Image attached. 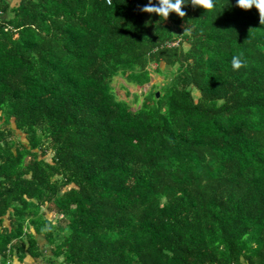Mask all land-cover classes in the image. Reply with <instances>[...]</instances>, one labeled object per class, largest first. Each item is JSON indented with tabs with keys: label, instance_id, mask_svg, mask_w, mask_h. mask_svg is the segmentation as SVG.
Wrapping results in <instances>:
<instances>
[{
	"label": "trees",
	"instance_id": "16d2710c",
	"mask_svg": "<svg viewBox=\"0 0 264 264\" xmlns=\"http://www.w3.org/2000/svg\"><path fill=\"white\" fill-rule=\"evenodd\" d=\"M147 2L0 0L4 263L32 227L53 264H264V22ZM152 64L133 110L111 82Z\"/></svg>",
	"mask_w": 264,
	"mask_h": 264
},
{
	"label": "clouds",
	"instance_id": "9594fccd",
	"mask_svg": "<svg viewBox=\"0 0 264 264\" xmlns=\"http://www.w3.org/2000/svg\"><path fill=\"white\" fill-rule=\"evenodd\" d=\"M189 3H191L193 7H200L203 9L212 8L214 6V0H148L140 10L144 13H154L163 19L167 18L170 13H175L183 17L185 12L182 9ZM236 6L244 10L254 7L259 12L260 22H264V0H236ZM230 63L232 69L236 70L242 66L243 60L240 56L234 55Z\"/></svg>",
	"mask_w": 264,
	"mask_h": 264
},
{
	"label": "rangeland",
	"instance_id": "374dc122",
	"mask_svg": "<svg viewBox=\"0 0 264 264\" xmlns=\"http://www.w3.org/2000/svg\"><path fill=\"white\" fill-rule=\"evenodd\" d=\"M15 3L16 2H14V4ZM173 45H175V43ZM153 68L154 64L150 65L149 70L151 77H149V82L140 87L129 83L127 79H124L121 76L113 78L111 86L113 87L115 93L119 99H122L128 103L131 109L135 110L139 107L142 94L143 97L146 98L148 95H150L152 91L151 88L154 89V91H158L156 93H160L159 87L163 83L169 81L170 77L165 79L162 75H160V73L155 72ZM134 94H136L138 98L133 97ZM68 188L69 187H66V189Z\"/></svg>",
	"mask_w": 264,
	"mask_h": 264
},
{
	"label": "crops",
	"instance_id": "0c3cea01",
	"mask_svg": "<svg viewBox=\"0 0 264 264\" xmlns=\"http://www.w3.org/2000/svg\"><path fill=\"white\" fill-rule=\"evenodd\" d=\"M51 213L46 212V217H50ZM9 226V223L6 219H3V227ZM30 238L34 240L37 249L36 252L30 253L25 252L24 250L14 251L12 254L9 264H53L51 261L52 252H51V245H49L48 241L45 239L42 233H36L32 227H27L25 229V233L23 239ZM0 264H6L3 262L2 256L0 255Z\"/></svg>",
	"mask_w": 264,
	"mask_h": 264
},
{
	"label": "water",
	"instance_id": "95a60500",
	"mask_svg": "<svg viewBox=\"0 0 264 264\" xmlns=\"http://www.w3.org/2000/svg\"><path fill=\"white\" fill-rule=\"evenodd\" d=\"M155 96L158 97V93H156Z\"/></svg>",
	"mask_w": 264,
	"mask_h": 264
}]
</instances>
